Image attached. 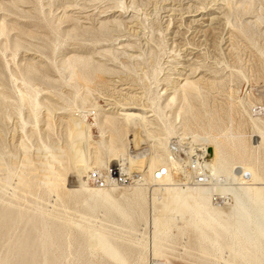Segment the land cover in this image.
<instances>
[{"label":"rangeland","instance_id":"rangeland-1","mask_svg":"<svg viewBox=\"0 0 264 264\" xmlns=\"http://www.w3.org/2000/svg\"><path fill=\"white\" fill-rule=\"evenodd\" d=\"M75 57L102 70L92 76L89 68L68 67ZM185 78L200 79L186 100L174 88L176 79ZM124 87L129 90L118 91ZM127 107L141 109L136 112L144 122L122 121ZM105 115L126 124L131 154H145L137 163L141 171L122 174L143 180L148 209L151 192L156 208L173 194L155 190L160 186L150 181L151 158L160 157L173 187H192L184 155L190 145L206 146L191 137L208 124L216 126L209 137L223 144H237L229 139L237 134L248 150L259 144L244 170L250 172L247 187L264 198V0H0V224L8 208L22 219L11 231L0 229V262L13 253L17 239L38 237L27 220L43 214L60 219L73 249L80 245L93 263L100 253L88 251L92 233L98 239L105 234L130 252L138 244L145 264H210L201 259L210 253L207 243L185 221L145 229L137 222L138 231L131 234L127 225L110 223L119 222L114 208L109 213L94 205L86 211L90 203L79 193L81 181L102 191L89 184L88 174L119 165L107 162L112 132L100 125ZM79 119L88 129L81 149H74L71 120ZM99 160L103 165L97 167ZM238 168L243 172L235 164L218 176L229 182ZM132 185L109 191L123 202L122 193ZM213 198L225 210L221 202L230 196ZM131 216L137 219L133 210L127 219ZM220 246L229 253L226 260L236 263L230 243Z\"/></svg>","mask_w":264,"mask_h":264},{"label":"bare ground","instance_id":"bare-ground-1","mask_svg":"<svg viewBox=\"0 0 264 264\" xmlns=\"http://www.w3.org/2000/svg\"><path fill=\"white\" fill-rule=\"evenodd\" d=\"M76 65L82 66L83 69H91L92 76H96V73L102 70L100 66L95 65L90 59L75 57L68 63V67L71 68H75ZM79 78L84 80L87 77L85 73L81 71L79 73ZM199 81L200 79H176L174 82V88L176 89L175 94L180 90L182 99L186 100L185 98L193 97L194 93L197 91ZM119 86L121 87L123 85ZM126 90H129V88L124 87L118 91L121 92ZM175 94L170 99L169 103L175 99ZM122 110L130 111L120 113V116L123 117L121 119L122 121L130 118L134 122L136 120L144 122L145 116L140 112H136L141 111V109L127 107L122 108ZM188 111L189 110H186L187 113ZM118 120L119 119L112 116L105 115L100 123V125L108 127L112 132V135L106 143L107 152L110 153V155L107 156V162L111 163L117 160L119 163V165H113L109 168L116 169L119 174L127 173L129 170H140L143 167H138L137 163L140 160L142 161L145 154H131L130 151H128L129 141L124 133L126 124ZM71 122L72 126L75 128H73L75 131L72 135L73 141L76 143L73 148L78 149L81 147L82 139L85 138L84 134L86 132L84 133V131L88 128L83 130L85 124H83L82 119L71 120ZM215 129V125L208 124L204 129L199 128L201 131L200 134H192L191 138H196V140L206 145L205 147L195 148L191 147L189 144L190 147L187 148L188 151L186 155H184L187 161L197 162L200 165V169L197 173L188 172L187 166L184 165V171L186 172L188 181L192 183V187H186L184 189L173 187L172 179L160 157L155 155V157L151 158L152 160H150L151 163L148 167V172L151 174L150 181L153 185L155 184L157 187L160 186L155 190L169 193L171 191L173 193L171 196L164 198L166 202L164 201L161 203L159 208H156L153 197L156 193L151 192L152 195H150L149 198L150 207L148 209L147 199L143 195L144 185L140 184L143 180L133 175L131 177L134 178V180L131 184L134 185L131 186V189L128 188L127 191L122 193L120 197L123 202H119L117 198L113 197L111 191H109L115 190L120 186H108L106 188L97 187L103 190L92 191L87 188L84 181L80 180L81 183L78 186L80 187L79 193L85 194L87 197L86 200L90 203L89 206L86 207V211H90L94 205L104 206L109 213L114 208L119 222L115 223L110 220V223L115 226L127 225L131 234L138 231L136 229L137 222H142V227L145 229L149 225L161 226L165 223H169L171 227H177L180 222L185 221L186 224L193 227L199 234V239L202 238L203 243H207L210 249V253L201 258L204 262L210 264H264V261L260 260V257H264V198L261 193L257 194L256 191L251 192L252 189L247 187L250 172L244 170L245 165L256 158L259 144L257 147L253 146L254 148L248 150L240 134L229 136L230 141L231 139H237V144H223L224 142L221 143L217 141V136L209 137L210 131H215ZM84 142L86 141L83 140V144ZM79 160L80 158L77 161ZM102 163V160L95 162L97 167L103 165ZM235 164L240 165L243 172L238 168L239 170L233 172V176L229 179V182L222 176H218L222 174L224 170L230 169L231 171V167ZM83 171H78V178L82 176ZM191 174H194V176L192 177ZM197 174L203 175L205 179L203 184L197 182ZM211 193L212 196H210ZM226 194L230 196V198L225 200ZM213 196H218V199L225 200L221 202V206H225V210H221L217 207L219 202H213L215 200ZM230 203L231 205H229ZM130 210L135 211L137 219L132 216V220L127 219V215H130ZM147 213L149 216H147ZM56 219V216L43 214L29 218L27 224L31 226L32 231L35 233L37 232L38 237L34 241H29L27 235L17 239L13 253L7 255L0 264H69L70 260H75L76 264H124L127 260L130 264H145L141 257L142 250L139 249L138 244L133 245V251L130 252L129 249L123 248L105 234H102L101 238L98 239L97 234L93 233L88 236L90 242H93L88 246V251L90 254L99 252L100 257L97 262H91L89 258L84 256V248L79 250L80 245H77L78 248L76 250L73 249V246L66 237L67 228L65 224L61 222L60 219ZM21 221L20 214L13 213L12 209L8 208L1 218L0 229L5 232L11 231ZM247 238L251 241V244L246 243L248 240ZM220 242L230 243V253L236 254L238 257L236 263L232 260H226L229 253L222 251L223 247L220 246ZM239 242H243L246 245H241ZM219 252L221 253L219 254ZM49 254L51 256L50 259L48 258ZM176 260L184 263H197L190 257L188 259L178 257ZM151 264L165 263L153 261Z\"/></svg>","mask_w":264,"mask_h":264},{"label":"built area","instance_id":"built-area-1","mask_svg":"<svg viewBox=\"0 0 264 264\" xmlns=\"http://www.w3.org/2000/svg\"><path fill=\"white\" fill-rule=\"evenodd\" d=\"M192 172H196L200 169V165L197 162L190 161L187 166ZM132 176V175H131ZM130 175L119 174L116 169L108 168L106 171H93L88 175L89 184L98 188H106L108 186H122L127 183H131L134 178ZM196 180L199 184H203L205 179L202 174L196 175Z\"/></svg>","mask_w":264,"mask_h":264}]
</instances>
